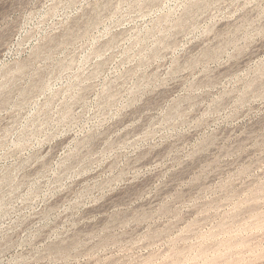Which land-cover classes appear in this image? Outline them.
Here are the masks:
<instances>
[{
    "label": "rangeland",
    "instance_id": "rangeland-1",
    "mask_svg": "<svg viewBox=\"0 0 264 264\" xmlns=\"http://www.w3.org/2000/svg\"><path fill=\"white\" fill-rule=\"evenodd\" d=\"M0 264H264V0H0Z\"/></svg>",
    "mask_w": 264,
    "mask_h": 264
}]
</instances>
